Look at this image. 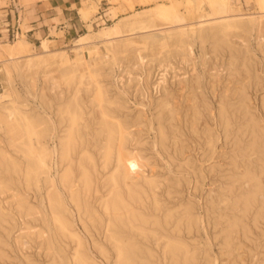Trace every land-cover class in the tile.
Wrapping results in <instances>:
<instances>
[{"label": "bare ground", "instance_id": "1", "mask_svg": "<svg viewBox=\"0 0 264 264\" xmlns=\"http://www.w3.org/2000/svg\"><path fill=\"white\" fill-rule=\"evenodd\" d=\"M121 1L127 5L109 22L98 16L97 30L92 17L101 0L79 4L76 9L86 32L74 39L72 60L61 50L53 52L48 38L40 39V52L34 50L23 29L26 18L14 41L0 43V264H34L23 253L34 246L51 264H99L93 252L106 261L113 256V264H216L217 259L189 238L203 226L194 209L182 205L174 210L161 203L159 181L144 172L140 141L132 130L136 124L128 122L120 98L110 97L101 81L102 68L114 71L123 59L141 62L150 55L162 66L172 58L186 63L196 42L201 50L208 44L214 55L227 54L229 72L241 79L220 101L236 102L238 108L234 113L228 110L231 104L217 109L219 134L208 127L198 130L209 109L203 93L198 92L202 99L197 95L201 88L197 76L190 91L191 113L183 120L209 149L221 134L235 135L239 149L217 203L224 225L222 249L228 257L223 264L234 263L236 254L240 257L241 241L249 239L252 225L264 221V127L246 104L252 65L247 43L252 35L257 41L264 34V0H248L258 11L253 16H244L235 0H141L145 5L141 11L135 10L133 0L108 3L116 6ZM157 28L167 36L151 45L130 38ZM82 93L90 106L83 103ZM48 95L56 99V120ZM30 102L40 103L42 112L29 110ZM160 103L157 143L168 152L170 141L179 151L182 134L176 124L182 120L169 98ZM242 108L243 116L236 115ZM53 167L57 172L51 176ZM72 211L85 232L103 235L108 248L94 239L93 250L86 248ZM16 228L21 233L11 239ZM14 251L23 260L13 263Z\"/></svg>", "mask_w": 264, "mask_h": 264}, {"label": "rangeland", "instance_id": "2", "mask_svg": "<svg viewBox=\"0 0 264 264\" xmlns=\"http://www.w3.org/2000/svg\"><path fill=\"white\" fill-rule=\"evenodd\" d=\"M47 1L52 6H45L42 0H0V43L14 41L16 34L21 31L18 25L21 21L23 22V18H26L23 29L26 30L28 41L32 43L34 50L40 52V39L48 38L51 41L49 45L53 52L61 50L72 60V57H74V52L71 51L74 48L73 41L77 36L86 32L85 24L80 20L76 9L79 7L80 0ZM133 1L135 10L141 11L144 8L145 5L141 3V0ZM123 4H126V2L121 1L120 5ZM234 4L242 8L244 16H253V14L258 13L255 6L248 0H235ZM57 8L61 9L63 16V20L59 23L53 21L57 16ZM112 8L114 6H111L108 0H101L96 14L94 13L92 17V25L95 30L101 25L99 17L103 16V19L107 22L114 18ZM121 10L124 9L121 8ZM125 13L127 12H122V14ZM104 15L106 16L104 17ZM195 25L198 24L195 22ZM152 30L153 32H151ZM60 32L62 34L58 36L57 33ZM36 33L38 34L37 37L35 36ZM130 36L138 42L147 40L148 44L151 45L155 40L164 39L167 33H163L162 28H157V30L151 29L142 33L136 32ZM263 42L264 34L257 41L256 34H254L247 43L248 53L252 57V65L248 88L249 100L246 104L249 105L250 114L253 113L254 118L264 127ZM95 43L98 44L102 52H105L101 41L95 40ZM200 46L198 42L195 43L190 57L187 58L189 61L186 63H181V59L172 58L168 62V66H162L158 60L152 61L150 55L146 56L147 58L141 62L135 59L126 62L123 59L119 62V67L114 68V71H111L108 67H103L101 81L108 89L110 97L120 98L122 106L125 107V109L123 108V115L127 116L128 122L131 125L136 124L132 130L135 131V139L140 141L138 149L145 164L144 172L146 176L159 181L161 203L174 210L182 205H190L195 214L202 218L203 226L201 228L196 227L189 238L196 242L197 247L205 248L212 258L217 259L216 264H223L228 261V257L222 249L223 233L221 230H223L224 225L223 220L219 221L220 219L216 213L218 210L217 203L220 193L225 191V186L227 187L226 183L233 167L232 164L238 160L239 149L234 140L235 135L225 138L221 133L214 139V148L209 149L208 145L202 142L203 140L198 139L187 130L184 117L187 113H191L193 103L189 100L192 96L190 91L192 86L196 84L198 77L201 79V88L196 90L197 95L202 99L198 92L203 93L202 95L207 102L203 104L209 109V112H204L198 130L201 132L203 128L208 127L214 133L219 134L215 120L220 106L231 104L228 107V110L232 109L231 113H234V110L238 108L236 102L232 104L220 103V101L226 93V89L230 87V91H232L233 85L235 86L241 79L236 73L235 75L229 72L230 67L226 62L228 61L227 54H223L224 57L223 55L220 56L221 54L214 55L208 44L204 50H201ZM241 49L242 52H245L244 48ZM87 54L85 52L84 57L89 60ZM1 81L0 79V93L2 92ZM82 95V98L84 97L83 103L90 106V99L84 93ZM164 98L170 99V106H174L175 112L182 120L181 123L179 122L176 125L181 126L180 144L183 148L176 152L173 150L170 141L167 143L169 153L160 149L157 143L158 115L161 113L160 102ZM48 100H50L52 106V120H56L54 115L57 111L56 99L48 95ZM28 105L29 110H35L36 113L41 111L40 103L30 102ZM244 113L245 111L242 108L240 112H236V115L242 117ZM97 114V111H95L94 115L98 116ZM168 115V110H165L163 116L167 118ZM169 134L171 135L172 132L169 131ZM48 142V145L52 146V141L48 140ZM56 172L57 168L53 167L51 176H54ZM168 190L171 192L170 195L167 192ZM98 204L99 202L96 201L95 205L98 206ZM72 214L75 230L84 240L83 242L89 251L93 250L92 239L108 248V245L106 246L103 241L102 234L92 231L88 234L85 232L83 225L80 224L77 214L74 211H72ZM13 232L11 239L21 233L18 228ZM241 244L242 246L238 250L240 257H237L235 253V262L232 263L231 261L228 264H260L261 261L264 262V221L255 226L252 225L249 239L242 240ZM10 245L14 250L13 240L10 241ZM33 248L24 251V255L30 257L34 264H51L45 258L44 253L41 252L40 254L36 246ZM93 254H95L93 256L99 264H113L114 262L113 256L109 255L108 261H110L108 262L99 255L96 256L95 252ZM11 256L15 258V260L11 258L13 263H18L24 258L21 253L16 251Z\"/></svg>", "mask_w": 264, "mask_h": 264}, {"label": "crops", "instance_id": "3", "mask_svg": "<svg viewBox=\"0 0 264 264\" xmlns=\"http://www.w3.org/2000/svg\"><path fill=\"white\" fill-rule=\"evenodd\" d=\"M43 1V3H44V5L45 6H48V5H50V6H52L51 4H50V2L49 1H47V0H42ZM45 1V2H44ZM63 2L65 1H67V0H62ZM92 0H80V3H82V4H85V5H87V4H89L90 2H91ZM58 5V4H57ZM112 6V5H111ZM116 6H118V7H116ZM116 6H114V8H112L113 9V16L115 15V13L117 12V11H119V10H121V8H123L124 9V6L123 5H116ZM57 16L53 19V21L55 22V23H59V22H61L62 20H63V16H62V12H61V9L60 8H57ZM78 12V11H77ZM106 15H104V17H105ZM102 17V21H104L105 19H103V16H101ZM106 21V20H105ZM26 31V30H25ZM38 34L36 33L35 34V36H37Z\"/></svg>", "mask_w": 264, "mask_h": 264}]
</instances>
